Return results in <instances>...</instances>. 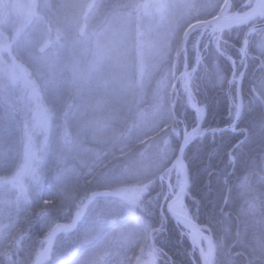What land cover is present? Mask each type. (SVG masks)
Returning a JSON list of instances; mask_svg holds the SVG:
<instances>
[{"label":"rangeland","instance_id":"374dc122","mask_svg":"<svg viewBox=\"0 0 264 264\" xmlns=\"http://www.w3.org/2000/svg\"><path fill=\"white\" fill-rule=\"evenodd\" d=\"M225 1L0 0V264H200L165 205L180 184L184 128L197 122L178 79L182 36L190 23L220 15ZM255 1L233 0L231 10L244 13ZM246 33L230 46L238 69L226 85V125L251 57L242 54ZM209 35L189 37V70L207 40L214 45ZM248 40L264 52V30ZM258 69L256 82L264 79ZM262 82L250 106L264 105ZM221 104L207 105L210 121H221ZM122 186L136 190L81 212L91 193Z\"/></svg>","mask_w":264,"mask_h":264},{"label":"trees","instance_id":"16d2710c","mask_svg":"<svg viewBox=\"0 0 264 264\" xmlns=\"http://www.w3.org/2000/svg\"><path fill=\"white\" fill-rule=\"evenodd\" d=\"M196 33L198 38V32L192 36ZM244 33L242 28L226 32L220 43L221 49L237 59L230 46H240ZM204 41L200 47L206 45ZM251 46L250 41L251 57L242 88L245 105L238 125V129H245L247 135L229 131L207 133L194 141L185 153L191 180V200L188 199L187 204L196 220L206 224L213 234L215 264H264V105L261 102L249 105L252 88L262 85L264 80L260 78L256 82L258 68L264 69V52H253ZM204 56L193 78L192 90L197 99L211 108L215 103L223 102L219 114L222 119L220 122L215 120L218 127H223L227 124L223 116L227 114L226 85L232 67L211 44L206 46ZM178 111L187 125L193 123V114L187 113L186 108ZM209 115L207 107L204 127L217 124L214 119L210 121ZM176 130L174 139L178 145L181 131ZM241 138H244L243 142L235 146ZM231 150L233 163L229 156ZM251 202H254V209ZM176 233L170 234L171 240ZM170 247L174 248L173 244Z\"/></svg>","mask_w":264,"mask_h":264},{"label":"water","instance_id":"95a60500","mask_svg":"<svg viewBox=\"0 0 264 264\" xmlns=\"http://www.w3.org/2000/svg\"><path fill=\"white\" fill-rule=\"evenodd\" d=\"M264 10V0H261L258 7L252 11L249 15L238 17V18H232L231 20L229 19H221V20H216V19H211L207 21H198L190 24L187 29L184 32L183 38H182V52L184 54V63L182 70L179 74V80L181 82V87L184 91L185 97H186V103L190 111L196 113L198 115L199 111H202L201 116L198 118V121L194 127H192L189 130L184 129L183 137L180 142L179 148H178V153L176 156L175 164L178 162L181 163L184 177H185V184L184 186L177 191L175 195L166 203V213L168 216L176 223L182 221H186L188 223V232L190 235V240L194 248L198 252V256L200 259L201 264H214L215 263V250L214 252V257L212 261L208 259L207 253L204 250V247L201 243V238H206L207 235L211 237V235L208 233V230L204 229L202 225H200L197 221H195L193 218L189 217L188 215H185L183 213H179L176 211H173L170 209V204L173 201H177L180 198H185L189 194V189H190V171L188 164L185 160V151L187 147L190 145V143L197 137L202 136L199 135L200 130L202 129L203 123L206 118V110L202 105L192 104V99H191V94L192 91L189 87L186 86L185 82V74L187 72L188 68V56H187V43L189 40L190 35L198 30H202V34H204L207 30H213V33L218 34V38L221 39L222 35L224 32L230 30V29H235L238 27H245L250 25L252 22H254L258 16L263 12ZM264 25H261L260 27H263ZM252 29H248L246 33V37L251 33ZM246 53V52H245ZM235 66L233 67L232 70V76L235 75ZM232 81V77H231ZM239 93V100H240V112L237 116V119L230 125L227 126L223 129H220V131H225L229 129H233L239 122V116L241 115L242 112V107H243V99H242V93L241 90L238 89ZM134 187H119L113 190H104V191H97L94 193H91L88 198L85 200L84 204L82 205L81 212L84 213L87 211V209L97 200L100 198H115V199H123L125 198L130 192L134 191ZM213 243V241H212Z\"/></svg>","mask_w":264,"mask_h":264},{"label":"bare ground","instance_id":"6f19581e","mask_svg":"<svg viewBox=\"0 0 264 264\" xmlns=\"http://www.w3.org/2000/svg\"><path fill=\"white\" fill-rule=\"evenodd\" d=\"M261 0H256L255 1V4L251 7V9L247 10L245 12V14H248L250 11H252L256 6L259 5ZM233 0H226L224 5H223V9H222V12L220 15H218L215 19L216 20H221V19H232V18H238V17H242L244 14H237V15H234L232 18H230L232 11L231 9H229V5L232 4ZM230 11V13H229ZM229 13V15H228ZM186 81V80H185ZM192 104L195 105V103L193 102L192 100ZM202 113V111L200 110L198 115L200 116ZM176 166L180 169V172H181V175H180V184H179V189H181L184 184H185V177H184V173H183V169H182V165L180 162H178L176 164ZM169 181V179H168ZM168 183V182H167ZM170 189H171V186H170V183H168ZM177 190V191H178ZM176 194V193H173V195ZM186 204V200L185 198H180L179 200L177 201H173L171 204H170V209L173 210V211H176V212H179V213H183L185 215H188L189 217L193 218L190 211H189V208ZM177 225L182 228L183 230H186L187 232V229H188V223L186 221H182L180 220V222L177 223ZM188 235V233H186ZM201 243L204 247V250L206 251L207 253V256H208V259L210 261H212L213 257H214V245L212 243V238H210L208 235L206 238H201ZM197 264V263H196ZM201 264V263H200Z\"/></svg>","mask_w":264,"mask_h":264}]
</instances>
